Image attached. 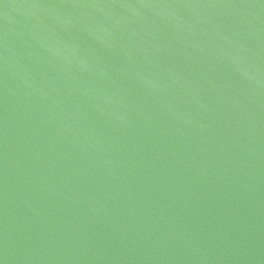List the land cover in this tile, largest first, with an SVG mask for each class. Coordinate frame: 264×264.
Listing matches in <instances>:
<instances>
[{
	"label": "water",
	"instance_id": "obj_1",
	"mask_svg": "<svg viewBox=\"0 0 264 264\" xmlns=\"http://www.w3.org/2000/svg\"><path fill=\"white\" fill-rule=\"evenodd\" d=\"M0 264H264V0H0Z\"/></svg>",
	"mask_w": 264,
	"mask_h": 264
}]
</instances>
